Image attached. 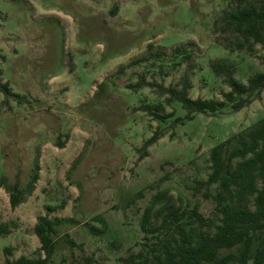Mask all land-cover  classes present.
I'll list each match as a JSON object with an SVG mask.
<instances>
[{
	"label": "rangeland",
	"instance_id": "rangeland-1",
	"mask_svg": "<svg viewBox=\"0 0 264 264\" xmlns=\"http://www.w3.org/2000/svg\"><path fill=\"white\" fill-rule=\"evenodd\" d=\"M232 1L0 0V79L20 96L0 92V225L11 232L0 233V264L44 258L40 216L63 220L50 264H124L156 242L142 220L158 194L166 197L156 208L214 218L215 203L195 187L211 172V150L264 118V91L239 112L227 106L187 119L160 88L180 90L187 79L190 98L221 101L229 87L212 62L234 64L243 84L264 73V45L232 53L215 29ZM158 130L162 138L141 158ZM37 163L34 191L11 208L10 192L26 191Z\"/></svg>",
	"mask_w": 264,
	"mask_h": 264
},
{
	"label": "trees",
	"instance_id": "trees-1",
	"mask_svg": "<svg viewBox=\"0 0 264 264\" xmlns=\"http://www.w3.org/2000/svg\"><path fill=\"white\" fill-rule=\"evenodd\" d=\"M214 26L217 32L227 34V50L232 53L243 50L254 53L256 45H264V0H233ZM147 60L148 58H141L131 65ZM210 66L229 87L221 101L190 98L191 84L187 79L182 81L180 90L174 87L160 88L169 97V101L180 103L189 112L187 119H192L196 113L216 114L227 106L239 112L261 97L264 91V73L253 75L247 84H243L235 78L234 64L220 60L212 62ZM141 85L138 83L129 88H139ZM0 92L6 99L20 97L11 91L8 83H2L1 79ZM154 116L164 122L173 117V114ZM180 121L181 118L176 120ZM161 138L162 133L156 131L139 150L141 158L147 157L148 148ZM210 162L211 172L207 180L197 183L195 195L203 194L204 198L213 200L214 218L203 217L197 209L182 211L168 203L156 208L166 197L158 194L146 209L142 220L145 237L148 240L154 238L156 242L149 241L141 252L123 259L124 264H248L249 261L264 264V118L246 131L215 146L210 152ZM40 169V164L37 163L26 191L15 187L10 192L11 208H17L26 194H32L40 179ZM159 217L160 225L154 226L153 219ZM62 221L51 220L47 216L38 218L34 231L41 245L39 251L44 258L21 256L15 260L7 259L5 264H50L56 252L54 236L57 225ZM0 233L8 235L11 232L1 224ZM69 243L75 246L73 241ZM237 248L241 249L239 254L222 255L224 250ZM5 252L11 253L12 249L7 248ZM73 264L96 262L93 257H84Z\"/></svg>",
	"mask_w": 264,
	"mask_h": 264
}]
</instances>
